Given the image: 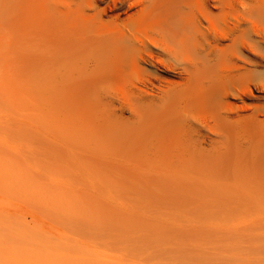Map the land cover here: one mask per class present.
Masks as SVG:
<instances>
[{
  "label": "rangeland",
  "instance_id": "obj_1",
  "mask_svg": "<svg viewBox=\"0 0 264 264\" xmlns=\"http://www.w3.org/2000/svg\"><path fill=\"white\" fill-rule=\"evenodd\" d=\"M14 1L10 2L13 4V9H17V7L21 9V6H23L21 3L29 4L32 11L35 9L36 0H23L15 3ZM24 1L28 2L25 3ZM46 1L43 0L42 2L41 0V3L37 1L36 4L39 5L36 6V9L39 7L38 11L36 9L33 11L37 15L30 10V12H27L28 10L24 8V5L22 12L25 13V20L28 21L27 18L30 17L32 12L34 14L33 17L37 16L36 20V17L32 18L34 22H37V20L39 22L40 17L43 19L47 17V22L45 20L42 21V19L41 21L44 24L46 22L47 25L45 27L49 26L48 28H50L49 20L52 19L50 23L59 21L56 24H59L61 32L57 30L56 33H61L62 35V32L68 31L67 33L70 35L72 32L69 31L70 29L65 31L63 27V31L60 26V21L63 18H61L59 13H63L62 17L67 13L65 17L70 16L69 20L65 18L62 21V26L64 23L68 24V22L72 23L75 21L77 29L80 26V33L77 32V34L86 36L94 32V35H91L94 36V39L95 33H102L98 31L99 28L94 27V29L93 26L88 25L89 23L84 22L83 26H81L83 21L77 17L78 15L76 16L75 13H72L73 11L69 12L72 5H70L69 10H65L68 5L66 0L56 1L57 6L55 4V8L54 4H51L55 3V0ZM80 1L72 0L76 4H80ZM110 1L104 0L103 3L106 2L105 4L98 3L97 6L98 8L99 6L104 8L107 5L112 7L113 3ZM131 1L133 0L116 1L117 7H112V11H107L105 16H102V20L108 21L109 17H113L114 14H119V19L121 18V20L128 16L135 18V16L139 15L141 7L128 11L126 7ZM202 1L191 0L189 3L192 7L189 4L190 8L187 7V9H195L196 11L200 8V4L202 5ZM45 2L46 5L48 4L49 9L41 10V7L44 9L42 5ZM83 2L82 0L81 4ZM17 3H20V5ZM30 3L34 5L32 6ZM204 4L209 5L206 8L210 13H213L212 16H216L213 17L212 25L200 16V25H197V22L192 19V13L187 11V9L184 10L187 15V23H185L187 26L193 24L192 26L194 27L190 25L187 27L189 28L188 30L191 27L195 29V26L197 28L201 26V28L196 29V35H194L195 33L193 34L195 30L193 31L192 28V31L181 32L180 34L183 36L179 34L178 30H173L177 31L180 37L176 32L167 34L169 40V36L172 35L171 39L173 37V41L175 40L176 42L178 40L182 45L178 41V45L172 43L173 41H169L165 35L164 37L168 40L169 45L171 43L170 48L173 45L175 49L178 48L176 50L171 48L173 55L171 52L172 56L166 57L167 59L170 58L168 61L163 53L161 54V50L150 48L148 45L145 46L147 49L149 48L148 50L151 49L150 51L153 52V55L155 54L154 58L157 60L163 58V61L166 59L167 65L173 64L174 66H172L175 67V74L157 72V75L165 78L167 83L173 86H181V84H187V81L185 82L187 74L183 71L184 68L191 70L192 67H197V69H203V71L206 69L204 76L209 77L207 74L211 70V65L216 64L215 67L212 66L215 71L211 70V73L215 75L216 70L222 67L224 63L227 66L234 64L242 72L254 73L253 77L255 75L258 78L256 75L260 76L261 72L262 76L264 74V0H213V2L205 0ZM256 4L258 5L256 6ZM253 5L258 8V11L261 9V12L256 14L254 12L255 15L253 13L250 14L253 7V10L256 9ZM197 6L199 7L196 8ZM213 6L217 8H212ZM243 6L245 10H243ZM19 9L13 10L14 14L16 12L21 13ZM40 11H42L41 15ZM91 11H86V13L90 14ZM124 11L127 12L124 13ZM244 11H247L251 17L248 14L243 16ZM23 13L20 14V17ZM26 13L29 14L26 15ZM72 14L73 17L75 16L74 19L71 17ZM13 15L9 14L8 17L7 14L2 15L3 17L6 16L4 22L6 21L7 23L8 20L10 23ZM18 15L16 16L18 17ZM2 16L1 18L3 19ZM58 16L61 20L59 18L58 20L56 19ZM252 16H256L255 18L258 16L259 19L257 20H259V23H257L255 18L250 20ZM9 17L10 19H8ZM260 17L263 22H260L262 20ZM24 18H22L23 21ZM13 20L11 21L12 26L15 25V18ZM16 20H19V18H16ZM65 20L66 22H64ZM2 22L3 20L0 21V29L3 31L0 32V45L2 39L7 45L3 44L2 41V47L0 48V264H264V195L258 197L259 203L252 209H237L234 206L236 209H232L223 205V200L220 199L222 197L219 194L223 185L230 186L234 179L240 182L243 180L239 178L241 170L250 155L248 154L249 151L256 144V138L252 130L244 128L239 123L237 124L236 121L241 117L250 116L256 110L255 107L264 106V81H252L249 84L251 95L247 93L244 95L239 89L241 86L236 87L238 83L234 85L232 84L234 82H229L232 80L227 81L228 79L222 76V79H219L221 77L215 75V78H218L216 82L219 84H214V86L218 88L215 87L218 93L216 91V94L211 98L208 96L212 101V104L210 101L209 104L213 105L215 103V108H218L223 116L226 117L225 119L228 118L231 122L227 119L226 121L222 120L223 122L220 121V123L222 122L220 124L211 117L209 111L207 114V110L198 112L199 110L196 111V108L193 107L192 109L191 107L185 108L191 111L194 109L196 114L203 112L201 116L204 118H208L210 115L212 120L220 124L221 130L227 131L225 134L223 133L222 137L208 135L206 140H201L193 129V127H196L194 123L199 122L198 115L200 116V114L196 116L190 110V112L184 110L186 114L182 112L183 114H179L178 117L174 113V107H162L161 109L164 108L166 114L171 115L170 121L175 116L173 118L174 121L172 119L174 124L172 125L171 123V131L173 133L178 132L177 134L179 135L176 134L177 136L175 135V137L182 138L180 140L184 141L182 142V144L184 143L183 145L181 143L180 145H174L173 141L161 138L159 135L160 131L158 132L157 129H154L149 134L150 126L148 125L145 136L139 134V119L134 108H137V102L140 97H138L139 93L135 88L138 87L137 89H139L140 84L133 79L140 74V71H137L140 69L137 67H141L131 63L133 67L129 65L130 68L128 69L129 66L126 64H130V60L129 62L127 61L128 59L126 61L122 60L123 65L121 64L122 66H120L122 71L118 70L120 75L117 73V76H119L118 80L121 79L122 82L116 78V81L119 82L116 84H120L119 88L122 90H118L119 88L114 84L115 80L110 79L113 82H111L113 86L108 83L110 85L107 91L109 97L111 95L113 97L106 98L108 101L111 99L108 102L111 104H109L110 110L108 107L104 109L105 112H109L113 107L115 109L118 108L120 102L128 103L126 104L127 108L123 112L119 111V109L116 110V116L119 117L118 120L121 121V125L107 132L102 131L103 139L101 141H93L95 140L94 137L91 139L89 136V138L88 133L79 135L76 132L74 133V130L68 132L69 130L61 128L56 115V100L44 97L42 93L44 85L36 79L40 77V66L41 63H44L43 61L41 62V58L47 53H42L43 56L41 55L42 48H44L41 45L46 42L45 38H48V35L55 33L58 25H54L56 27L51 31L45 27L44 29L42 22H39L42 24L41 27L38 23L37 28H35L32 25L33 21H30L34 30L40 27L38 30H41V35H43V30L45 31L44 35L47 34L45 37H43L44 35L37 36V31L35 33L30 29L31 33L36 34L34 36L37 37H33L32 34L33 40L30 41L31 35L27 34L24 28L23 30L20 29L22 28L21 25L18 31L19 33L22 30V33H19L21 35L19 36L20 39L16 38L17 32L13 34L14 30H18L16 29L19 26L17 25L18 21L16 23L17 27L14 29H12V26ZM24 23L23 25L26 29L32 28L29 27L30 24L27 26ZM76 23L72 24L76 27ZM141 24H138L139 26L137 27H140ZM144 25L142 24L141 27L143 28ZM146 25L143 28L144 33L141 27V30L137 28L138 31H136V27H132V30H135L132 33L130 30V34L135 37L139 34L140 40H144L145 37L152 40L155 39V30H158V28L153 27L154 31L151 30L149 32L151 27L147 26L146 28ZM233 25H237V27L234 26L237 30L234 29ZM64 26L73 27L74 29V26L69 24H64ZM3 27H8L9 29L7 28L6 31V28L3 30ZM248 28L250 31H248ZM77 29H74V31H79ZM145 29H149V33ZM206 29L208 32L205 31ZM101 30L105 31L104 29ZM30 31L28 30V32ZM39 31L38 34L40 33ZM47 31L52 33L49 34ZM135 31L136 33L138 32L137 35L134 34ZM187 31L189 35H185ZM220 31H224L225 36L227 34L228 36L218 40ZM227 31L230 32L228 33ZM86 32L89 33L86 34ZM153 32L154 34H152ZM231 32L234 34L233 36ZM157 33L159 35V31ZM3 34L6 37H11L6 38ZM24 34L26 37L29 36L27 40L24 38L23 41L24 36L22 35ZM174 34L178 37H175ZM61 35L57 36L60 38L54 36V39L65 37ZM125 35L128 36L126 33ZM151 35L154 36L151 37ZM91 36L89 39H92ZM238 36L239 38H237ZM39 37L41 39H38ZM51 37L53 39V36ZM160 37L161 35L157 36L156 40ZM228 37L230 38L228 39ZM233 37H236L235 40L239 41L236 42L231 39ZM11 38L12 40L16 38L15 42L19 45L17 52L14 48H11L13 45V42L9 40ZM42 38L45 40L43 41ZM70 38H72L71 35ZM78 38V42H81L84 36L82 38L81 35ZM5 39L9 40H7L9 44L11 42V46ZM37 39L42 44L37 43ZM230 39L236 43L241 41L244 45L242 46V43H239L242 47L240 48L235 45L236 43L233 44ZM66 40L69 41L68 38H65ZM20 41H23V43ZM26 41H28L27 45L30 42L32 43L30 44L31 51L28 48L29 46L25 44ZM197 43H199V46ZM21 44L26 45L24 49L22 48L23 50L20 49ZM33 44L37 45L35 46L37 47L36 50L34 49L35 47L33 48ZM136 44L135 50L136 47L137 50L138 48L142 49L140 45ZM38 45L41 46V49ZM5 46L7 47L5 48ZM8 47L13 51L10 48L8 49ZM38 49L41 51H38ZM210 50L214 54L217 51L218 53L219 51L223 52L224 55L219 53L216 59L214 55L207 58L201 54L203 52L205 55ZM55 51L51 55L57 54V50ZM14 54L16 55L13 56ZM219 56L225 59L219 58ZM54 57L58 56L55 55ZM127 58L130 59L128 55ZM45 59L43 60L45 61ZM214 60L217 61L215 62ZM169 61L173 63H169ZM124 62L128 63L125 64ZM187 63L188 65H186ZM219 63H222V66ZM189 65L191 68H189ZM200 65L203 66L201 67ZM217 66L219 67L217 68ZM159 68L162 70V67ZM126 69L128 72L126 71L124 74H127V76L122 75ZM221 69L223 70V68ZM221 69L218 70L220 71ZM130 71L136 75L133 76ZM217 72L216 74L220 75ZM220 72L222 74V71ZM203 79L204 83L208 80V78L207 80ZM130 80L132 81L130 82ZM225 81L228 83H225ZM152 82L156 86L159 85L156 80ZM256 82H259V84ZM128 83H130L129 86ZM132 83L138 86L136 87L133 84L135 88L131 86L132 89L130 87ZM221 83L222 85L220 86ZM111 86L117 87L115 91ZM111 89L114 92H111ZM140 89H142L141 86ZM220 89L221 92H219ZM119 91L121 94L125 93L123 98L125 101L122 97L118 98V95L121 96ZM104 100L103 102L107 103ZM112 100L114 101L113 103ZM125 103L121 104L126 107ZM235 107L241 108L237 111ZM211 108L215 110L214 106H211ZM233 108L235 109L233 110ZM130 110L134 111L133 114ZM205 113L208 116H204ZM186 115L190 118L188 119ZM201 116L199 117L200 121L209 119H203ZM177 118L181 121H178ZM261 118L263 116H260ZM185 120L188 121L185 123ZM212 120L210 119L207 122L212 124L214 123ZM217 120L219 121L218 118ZM173 127L175 128L173 129ZM221 130L219 131L221 132ZM154 133L157 134L153 135ZM143 156L153 159L154 165L149 166L148 162L145 164V161H142ZM154 168L156 170L171 171L175 175L171 178H157L154 176L149 177L145 174L154 172ZM243 182L240 186L244 184ZM232 192L236 191L233 190ZM237 231L245 234H241L243 240L245 239L244 241L241 240L242 238L240 241L235 239ZM237 235H239V232H237Z\"/></svg>",
  "mask_w": 264,
  "mask_h": 264
},
{
  "label": "bare ground",
  "instance_id": "obj_2",
  "mask_svg": "<svg viewBox=\"0 0 264 264\" xmlns=\"http://www.w3.org/2000/svg\"><path fill=\"white\" fill-rule=\"evenodd\" d=\"M12 1H14V0H11V1L10 0H0V13H1L0 14V21L3 20V22H4V19L6 17V16L3 17L2 15H6L7 14V17H8L9 14L13 15L15 13V12H13V10L16 11V10L19 9L18 7H17V9H13L14 8L13 4L10 3ZM21 1H23V0H16V1H14V3L15 2H21ZM37 1H39L38 3H41V0H36L35 5L30 3V4H32V6L34 5L35 9H36V6L39 5V4H36ZM47 1H49V0H47ZM51 1H53V0H51ZM56 1H58V0H55V3H51L52 5L54 4L53 5L54 8H55ZM60 1H62V0H60ZM67 1L68 0H66V4H68V5H67V8L65 7V10H69L70 9V5L74 6L73 8L71 6V9L69 10V12L71 13V11H73L72 13H75L76 16L78 15L77 17L80 18L83 21L81 26H83V24L85 22L87 24L89 23L88 25L93 26V28L97 27L99 29L100 28L104 29L105 31L103 32V30H101V29L99 30L98 29V31H100L102 33H100V34L98 32H97L98 34L95 33L96 34L95 35V39H94V36H91L94 32L90 33V35L88 34L89 36L88 35L85 36L83 34H77V32L80 33V29H79L80 26L77 29V23L75 21L72 22V23L73 24L76 23V27L72 23L68 22V24L70 26H74V29L79 30V31H74L73 27L69 28V26L68 27L64 26V24L68 25V24L64 23V22H66V20L63 22L64 24L62 26V21L65 18L69 20L70 16L69 17H65V14H67V13H65L64 16L62 17L63 13H59L58 12L61 15V18H63L62 20L60 19L59 16L56 18L57 20H58V18H59V20H61L60 21L61 22V24H60L61 29L64 27L65 31L67 29L68 30L70 29L69 31L73 32V33L72 32L70 33L72 38H70L69 33H67L68 31L67 32H62L63 34L65 33V35H63V34L61 35V33H56L57 30L59 32H61L59 24H56L59 21H57L56 23L51 22V23H53V24H51L50 21H52V19L49 20L48 24L51 25V26H50V28H48L49 26L45 27V25H47L46 24V22H47L46 18L47 17H44V19L42 17H40L42 19V21L43 20L46 21L45 24H44L41 21V19L39 20V22L40 23L42 22L44 25L40 24L38 22V20H37V22L36 21L34 22V19L32 20V18H35V17H36L35 18V20H36L37 16L33 17L34 16L33 13L36 14V12H33V11H35V9H33V11H32V9L30 10L31 6L29 7V4L26 3L28 1H26V2L24 1L26 3V5L24 3H21V4L23 6L24 5L27 6V7L24 6V8H26L28 10L27 12H30V11L33 12V13L31 12V14H33V15L30 14V17H29L31 19L27 18L28 21L25 20L26 16H25V13L22 12L23 6H21V9H19V11H21V13H23L22 15L25 18L22 15L20 17L21 13L16 12V14L13 15V19L15 18V25L13 23L14 26H12L11 21L13 19H11V21L9 20L11 24L8 22V20H7V23L5 21L4 24L6 23V24L12 26L13 27L12 29H14L15 27H17V25H19L18 28H16L18 30H16V31L14 30V32H13V34L14 33L16 34V32H17L18 35H17L16 38L18 40L20 39L19 36H21L19 33H22L21 31L24 28L25 32H27V34L29 33V35H31L30 37L32 39L30 38V41L33 40V37L37 38L36 36H34L36 34H37V36H39V35L43 36L44 35L45 31L43 29H42L43 30L42 31L43 35H41V32H40L41 30L40 31L38 30V29H40L41 25H42L43 28L44 27L48 28L51 31H52V29H55L56 26H54V25H58L56 27L57 29H55V33H52L51 31L50 32L47 31L49 34L52 33L53 35L52 34L48 35L49 37L48 38L46 37L45 38L46 40L42 38L43 41L44 40L46 41V42H43V45H41L42 47L45 48V49L42 48L43 52L40 50L41 46L38 45L40 47V49H38V51H41V55L42 56H43L44 53H46V52L47 53L44 54V56H46L45 57L46 59L44 58V56L41 58L42 59L41 62L43 61L44 63H41V66H40L41 67V71H40L41 75H40V77H37L36 79L39 80V82L41 81L43 83V85H44L43 92H42L44 97L56 100V104H57V108H56L57 120L59 122V125H61V128L63 127L65 130L66 129L69 130L68 132H70V130H72V131L74 130V133L76 132L79 135H82L81 133H88V137L90 136L91 139L94 137L95 140H93V141H101L103 139L102 131H106L107 132L108 130H112V129H116V127H120L121 121L118 120L119 117L116 116V110L119 109V111L123 112L124 109L127 108L126 104H128V103L120 102L118 108L115 109V107L112 106L113 108L109 112H105L104 109H105V107H108V108L110 107L109 106L110 103H108V102L111 99L108 101V100H106V98L109 99L110 97H113L111 94H110L111 96L109 97V93L107 91L108 86L113 83L112 81H110V79L111 80L112 79L115 80L114 84L119 83V82L116 81V78L118 80V77H119V76H117V73H119L118 70L122 71V69H120V66L123 65L122 62L124 60L126 61V59H128L127 60L128 62L130 60V64H126L128 62H126V63L124 62L127 66L131 65V63H132V64H135V65L141 67V68L137 67L140 70H137V69L136 70L140 71V74H138V75L135 74L136 78L133 79L134 81L136 80L138 82V84H140L139 85V89H137L138 85L136 86L134 83H132L130 85V87L131 86L133 87L134 85L137 87V88H135V86H134L133 88H135L136 91L138 90V93H139L138 97L140 96L139 97V101L137 102V104H138L137 108L136 107L134 108L135 109V113L137 115V118L139 119L138 120V124H139L138 131H139V134L141 136H145L146 128H147V125H148V126H150L149 134L154 129H157L158 132L160 131L159 135L161 136V138L166 139V140L168 139L169 141H173L174 145H177V144L180 145V143H181V145H183L184 143L182 144V142H184V141L180 140L182 138L178 137L179 138L178 139L177 137H175V135L178 132L173 133L171 131V127L174 124L172 122V119L175 116H173V118L170 121V118H171L170 116L171 115L169 116L168 114H166V112L164 111V108L161 109L162 107H166V106H169L171 108L174 107V113H176L178 115V117H179V114L180 115L183 114L182 112H184V110L185 111L187 110V109H185L186 107L187 108L191 107V109H192V107L196 108L195 110L196 111L199 110L198 112H200L201 110H207V114H208V111H209L211 117H213V119H215V121L220 123V121H222V120L226 121L228 118L225 119L226 117L223 116V114L220 112V110H218V108H215V103L213 105H211L212 101H211L210 98L214 94H216V91H217L216 90L217 87L214 86V84H216V85L219 84V83L217 84V82H216L218 78H215V75L220 76V77L222 76V77L228 79L227 81L232 80V81H229V82H231V83L234 82V83H232L234 85L236 83H238L239 85L237 84L236 87L241 86V88H239V89H241V91H242V93L244 95L246 93L251 95V91L249 89V84L252 81H257V80L258 81L260 80L259 82L264 81V74L261 76L262 72H261L260 76L256 75V76H258V78H256L255 75H254V77H255V79H254V77H253L254 73H251V72H248V71H243L242 72V70L239 67H237L236 65L233 64L232 66L231 65L227 66L226 64L224 65V63H223V66H225V67H223L221 65L222 63L221 64L219 63L220 66H222V67L218 68L219 66H217L218 69L223 68V70L222 69L220 70V71H222V74H221V72L218 69L216 70V72L219 71L217 73H220V75L216 74V72H215V75L211 73L214 70L212 68V66L215 67L216 64L215 65H211V70L212 71L210 70V72L207 74L209 77L204 76L205 73H206V71H205L206 69L204 71H203V69H197V67L196 68L192 67L193 68L192 69L191 66L189 65L190 67L189 66H187V67L191 68V70H190V69L184 68V66H183V68H184L183 71L185 72V74H187V79L185 78L186 79L185 82L187 81V84H185V85L181 84V86H173L172 84L167 83V80L165 78H162L161 76L157 75V72H162L163 74H168V72H170L171 74H175V67H173L174 65L173 64H169L172 61H169V63H168L169 65H167V61L170 58L167 59L166 57H171L173 55V52L171 51L172 50L171 48H174L173 47L174 45L171 46V48H170L171 43L169 45V42H168L169 39L167 37V34L171 33V32H173V33L176 32V34H177V31H173V30H178L179 34H180L181 32H184V31L188 30L189 28H187V27H189L190 25L191 26L193 25V24H189V26H187V24H186L187 23L186 22L187 15H186V11H184V10L187 9V7L190 8L191 4L189 2H191V0H133V1H131L129 3V5H127L126 8L129 11L130 9H133V8L137 9L136 7H141L140 13H138L139 15H137L138 17L135 16V18H131L130 16L127 15L128 17H126L125 19L121 20V18L119 19V14H117V15L114 14L113 17H111V16L109 17L108 21L102 20V18H103L102 16L103 15L105 16L107 11H112V7L113 8L117 7V5L115 3L118 0H111L112 2L110 1L111 3H113L112 7L107 5V7L101 8L102 6L101 7L99 6V8H101V9H99L97 5H98V3H103L104 0H83L84 1L83 4H81L82 0L80 1V4L79 3L76 4L77 1H76V3L72 2V0H70L68 2ZM211 1L213 2V0H211ZM42 2H43V0H42ZM46 2H45L44 5H42L44 9H42V7H41V10H48L49 9L48 6H47L48 4L46 5ZM202 2H203L202 5L200 4V8H198L199 6L196 7V8H198L196 11H195V9H193L194 11L192 9H187V11L192 13V19L197 22L196 23L197 25H200L199 16L203 20L207 21L210 25H212L213 17H216V16L215 15L212 16L213 13H210V11L206 8L209 5H205L204 4L205 0L202 1ZM62 3H64V2H62ZM105 3H103V4H105ZM17 4L20 5V3H17ZM17 4H14V5H17ZM257 5L258 4H256V6ZM44 6H46L47 8L44 7ZM56 6H57V4H56ZM220 6H221V4H220ZM253 6H255V5H253ZM191 7H192V5H191ZM210 7H211V5H210ZM249 7H251V6H249ZM38 8L39 7H37V9ZM54 8H53V10H54ZM62 8H63V6H62ZM212 8H217V7L213 6ZM242 8H243V10H245L244 6ZM253 9H254V7L251 9L253 12L249 10L250 14H252V13L254 14V12H255V14L261 12L260 11L261 9L258 11L257 7H256L257 11H256V9L255 10H253ZM65 10H63V11H65ZM89 10L93 11V12L91 11L92 14L91 13L90 14L86 13V11H89ZM23 11L26 12L25 10H23ZM50 12H51V9H50ZM66 12H68V11H66ZM125 12H127V11H124V13ZM244 12H243V16L245 14H248L250 16V14L247 13V11L245 13ZM41 13H42V11H40V15H41ZM52 13H50V14H52ZM17 14H19L18 17L16 16ZM28 14L29 13H26V15H28ZM54 14H55V12H54ZM54 14H52V15L55 16ZM56 14H57V12H56ZM59 14H57V15H59ZM1 16L3 17V19L1 18ZM106 16H109V15H106ZM71 17H73V14H72ZM74 17H73V19H74ZM255 17L252 16V18L250 20H252ZM16 18L17 19L19 18V20H16ZM22 18H24L25 23H24ZM78 18H76V19H78ZM8 19H10V17ZM21 19H22V21H20ZM48 19H50V18L48 17ZM255 19H256L257 23H259V20H257V19H259V17L257 16V18H255ZM17 21H18V24L16 25ZM19 21L23 22L25 25L27 24V26L30 24L29 27H32V25H34L35 28H37L38 23H39L40 27L38 29H35V30L33 29V27L29 28V29L27 28L29 31H30V29L33 30L34 32L37 31V33L35 32L36 34H34V33H31V31L28 32V30L24 27L23 23L20 24ZM30 21L31 22L33 21L32 25H31ZM53 21H54V18H53ZM13 22H14V20H13ZM260 22H263V19L260 20ZM141 23L143 25L144 24L145 25L148 24V25H146V28H147V26L151 27V28L149 27L150 30L149 29H145V31L147 30V32H148V30H149V32L151 30L154 31L153 27H157L158 30H155L156 34H157V36L161 35V37L156 40L157 36L155 34L156 37L154 35H151V37L154 36V38H155L153 40L148 38V37H145L144 40L143 39L140 40L139 39V37H140L139 34L137 36L138 38L135 37V36H132L130 34V30H131V33H132V31L135 30V29L132 30V27L133 28L136 27V31H138L137 28L139 30H141L140 29V27L142 26ZM190 23H192V22H190ZM254 23H256V22H254ZM35 24H36V26H35ZM138 24H141V26L137 27V26H139ZM20 25L22 26V28H20L22 30L18 33L19 27H21ZM88 25H86V26H88ZM145 25L143 26V28H145ZM234 26L237 27V25H233V27ZM235 27H234V29H235ZM4 28H6V31H7L8 27H3V30H4ZM81 28H83V27H81ZM143 28H142V32L144 33ZM191 28H190V30L192 31V29L194 27L192 29ZM200 28H201V26L199 28H197V26H195V29H193V31L195 30V32H193V34L195 33L194 35H196L197 34L196 29H200ZM71 29H73V30H71ZM91 29H89V30H91ZM207 29L205 31H207ZM11 30H10V32H11ZM190 30H188V31H190ZM229 30H231V29H229ZM235 30H237V29H235ZM38 31L40 32L39 34H38ZM136 31H135V33L134 32L133 33L137 35L138 32L136 33ZM158 31H159V35L157 33ZM188 31H187V33L185 32V35H187V34L189 35ZM210 31H211V29H210ZM224 31H220L219 32V37H218L219 39L218 40L224 39V38H226L228 36V34H227V36H225L226 34H225ZM248 31H250L249 28H248ZM0 32H3V31L1 30ZM89 32H86V34L89 33ZM227 32L229 33L230 31H227ZM81 33H82V31H81ZM125 33L128 36H126ZM32 34H33V37H32ZM57 34L61 35L62 37L63 36H65V37H63L62 39H56V38H60V37H57V36H59ZM72 34H73V36L76 35L75 37L77 39L75 37H73ZM152 34H154V32ZM179 34H177V35L180 37V35H182V34H180V35ZM231 34H232V32H231ZM3 35H5V34H3ZM46 35L47 34H45L43 37H45ZM81 35H82V38L84 36V38L86 37L88 40L86 38L85 39L81 38L82 40L81 39L80 40H81L82 43L80 41L78 42V40H79L78 37H80ZM141 35L145 36L143 34H141ZM165 35H166L168 40L164 37ZM194 35H193V37H194ZM233 35L234 34H232V36ZM22 36H24L23 37V41H24V38H26V40L28 39L27 38L28 36L26 37L25 34L22 35ZM51 36H53V39H51L52 38ZM54 36L56 37L55 39H54ZM90 36H91L92 39H89ZM96 36H97V38H96ZM171 36L172 35L169 36L170 37L169 41H173L172 40L173 37L171 39ZM178 36L175 35V37H178ZM5 37H6V35H5ZM7 37H9V36H7ZM16 38L13 39L14 41L12 40V38L9 39V40H11V42H13L12 43L13 45H12L11 48H14L16 50V52H17L19 50V48H18L19 45H17V43L15 42ZM65 38L66 39L68 38L69 41H67V40L65 41ZM204 38H207V37H204ZM229 38L230 37H228V39ZM237 38H239V36ZM38 39H41V38L39 37ZM38 39L36 40L37 43L42 44V43H40V41L38 42ZM175 39H177V38H175ZM231 39L235 40L236 37L235 38L233 37ZM231 39H230V41L233 42V40H231ZM7 40L5 39V41H7ZM21 40H22V37H21ZM56 40H58V41H56ZM240 40H241V37H240ZM2 41H3V44L6 43V42L4 43V39H2ZM2 41H1L0 48L2 47ZM8 41H7V43H8ZM23 41H20V42L23 43ZM235 41L238 42L239 40L238 41L235 40ZM243 41H244V39H243ZM11 42H10V44H11ZM27 42L28 41L25 42L26 45H27ZM176 42L174 40L172 43L178 45L179 41L177 43ZM236 42H233V44H235ZM136 43L138 44V46L140 45L142 49L138 48V50H137V47H136V50H135V44ZM180 43L181 42H179V44ZM239 43L241 44L242 42L240 41ZM239 43H236L235 45L239 46L240 48H242ZM10 44H9V46H11ZM18 44H19V41H18ZM25 44H23V45L21 44L22 46H21L20 49H22V48L24 49V47H26ZM30 44H32V43L30 42L27 46H29L28 48L31 51L32 48H30ZM197 44L199 46V43H197ZM197 44H196V46H197ZM237 44H239V45H237ZM5 45H7V44H5ZM146 45H148L150 48L152 47L153 49L156 48L158 50H161L162 51L161 54L163 53V55L165 56L167 61H166V59H165V61H163L164 60L163 58H159L158 60L156 58H154L155 54L153 55V52L150 51L151 49L148 50L149 48L147 49V47H145ZM180 45H182V44H180ZM209 45H210V43H209ZM241 45L243 46L244 44L242 43ZM35 46H37V45H34L33 48ZM6 47L7 46H5V48ZM31 47H32V45H31ZM9 48L10 47H8V49ZM11 48H10V50L13 51ZM36 48L37 47H35L34 49L36 50ZM207 48H208V46H207ZM176 49H178V48H176ZM208 49H210V48H208ZM55 50H57V54L54 53V54L51 55V53H53V51L56 52ZM204 50H205V48H204ZM20 52H21V50H20ZM171 52H172V55H171ZM196 52H198V51H196ZM13 53H15V52H13ZM26 53H27V51H26ZM219 53H221V52L219 51ZM219 53L217 51V53L214 54V52L210 50V51H208L207 54L205 53L206 56L204 55L203 52L201 54H203V56L207 57V58H210L211 56L214 55V58H216V57H218ZM221 54H223V52ZM15 55L16 54H14L13 56H15ZM55 55L58 56V57H54ZM127 55L130 57V59L127 58ZM230 55H231V53H230ZM238 55H236V56H238ZM227 57H226V60H227ZM240 57H241V55H240ZM219 58H224V57H222V56L220 57L219 56ZM230 58H231V56H230ZM43 59H45V61ZM160 59H162V60H160ZM238 59H239V57H238ZM204 60H206V59H204ZM218 60H220V59H218ZM206 63H208V62H206ZM186 65H188V63ZM159 67H162V70ZM129 68H130V66L128 67V69ZM148 69H152L153 72H152V70L149 71ZM116 71H118V72H116ZM126 71L128 72V70L126 69V70L123 71V74L122 73L121 74L127 76V74H124V73H126ZM130 72L132 74V71H130ZM130 72L128 73L129 76H130ZM134 72H136V71L134 70ZM118 75H120V73ZM132 75L135 76L134 74H132ZM222 77L219 78V79H222ZM124 78L126 79V77H124ZM203 78H205L206 80L208 78V80L205 81L206 84L202 81V80H204ZM36 79H34V80H36ZM153 80L158 81L159 85H157V86L154 85L153 82H152ZM214 80H215V83H214ZM118 81L122 82L121 79L118 80ZM123 81H126V80H123ZM131 81L132 80H130V82ZM227 81H225V83ZM259 82L258 83L256 82V83L259 84ZM108 83H110V84H108ZM129 84L130 83H128V86H129ZM221 85H222V83L220 84V86ZM254 85H256V84H254ZM112 86H113V84H112ZM119 86H120V84L117 85L118 88H119ZM140 86L142 87V89H140ZM117 87H112V89L115 91V88H117ZM110 88H109V90H110ZM220 88H222V87H220ZM120 89L121 88H119L118 90H120ZM113 90L111 92H114ZM118 90L116 89L117 93H118ZM120 91H119V94L121 96L118 95V98L122 97V99H123L125 93L121 94ZM222 91H223V89H222ZM219 92H221V89H220ZM217 93H218V91H217ZM237 95H236V97H237ZM116 96H117V94H116ZM208 96H210V98H208ZM103 100L106 101L107 103H104ZM113 100H112V103L114 102ZM209 101H210L211 104H209ZM121 103H123V104L125 103L126 107L123 104H121ZM210 105L214 106L215 110H213L212 109L213 107L211 108ZM241 107H237V108L235 107L236 109L233 108V110L235 109V110L238 111V109L240 110ZM128 108H130V107L128 106ZM230 108L232 109V107H230ZM255 108H256V110L252 114H250V116H247L245 118L241 117V118H239L236 121L237 124L239 123L244 128L252 130L253 133H254V136L256 138V144L249 151L248 154H250V155H249L247 161L244 163V165L242 167V170H241L240 177H239L240 179H243L242 182L244 181L243 182L244 184L240 186V184L242 182H240L239 180L234 179L233 183L230 184V186L223 185L221 187V191L219 192V194L222 197L220 199L223 200V205L227 206V207H231L232 209L234 207H236L237 209L238 208L239 209L240 208L252 209L253 207H256L257 204L259 203L258 197L261 196V195H264V106H257ZM216 109L221 113V115ZM227 109H228V107H227ZM109 110H110V108H109ZM189 110H187V112L191 111V110L190 111ZM195 110L193 109V111H191V113L193 112L194 115H196V116L198 114H200V113L196 114ZM131 112L133 114L134 111H131ZM229 112L231 113V111H229ZM184 113L186 114V112H184ZM201 114H203V112ZM201 114H200V116H201ZM207 114L205 113L204 116H206ZM184 115H183V117H185ZM210 115L208 117L209 119L208 118H204L203 116H201V118L208 119L210 121V119L212 120V118H210ZM186 116H187L188 119L190 118V117H188V115H186ZM196 116H195V119H196ZM200 116L198 115L199 122L197 121V123H194L196 127H193V129L195 130V132L198 135L199 139L206 140L208 138V135L222 137L223 133L225 134L227 132V131L224 132L223 130L220 129V124H222L223 121L220 124H218L214 120H212L214 123L210 124L211 122L208 123L209 122L208 120L200 121V118H199ZM260 116H263V118L260 119ZM192 117H193V115H192ZM217 118L219 119V121L217 120ZM177 119H178V121H181V120H179V118H177ZM228 120H230V119H228ZM173 121H174V119H173ZM186 121H188V120H185V123H186ZM230 122H231V120H230ZM171 123H172V125H171ZM174 128L175 127H173V129ZM229 129H230V126H229ZM219 130H221V132ZM221 133H222V135H221ZM155 134H157V133H154L153 135H155ZM177 135H179V134H177ZM85 141H87V140H85ZM143 160L145 161V164H146V162H148L149 166H153L154 165L153 159H151V158L143 156L142 157V161ZM145 174H147V176H149V177H153L154 176V177H157V178H168V177L171 178V177H174V175H175L171 171L156 170V169L154 170V172H147ZM233 190H235L236 192H232ZM236 208H234V209H236ZM240 231H237V232H239V235H237V232H236V236L237 237L235 239L236 240L238 239L240 241V239L242 238L241 240L244 241L245 239L243 240V237L241 236V234L242 235H245V234H243ZM250 238H253V237H250ZM255 239H256V237H255ZM257 239H258V237H257Z\"/></svg>",
  "mask_w": 264,
  "mask_h": 264
}]
</instances>
